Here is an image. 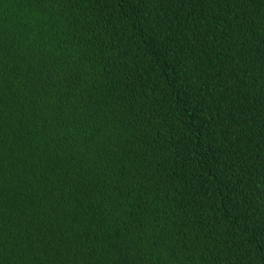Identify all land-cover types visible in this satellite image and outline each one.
<instances>
[{"label": "trees", "instance_id": "obj_1", "mask_svg": "<svg viewBox=\"0 0 264 264\" xmlns=\"http://www.w3.org/2000/svg\"><path fill=\"white\" fill-rule=\"evenodd\" d=\"M0 264H264V0H0Z\"/></svg>", "mask_w": 264, "mask_h": 264}]
</instances>
